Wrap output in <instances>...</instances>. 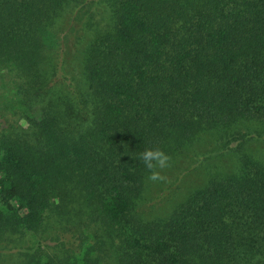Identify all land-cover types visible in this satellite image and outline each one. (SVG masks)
Listing matches in <instances>:
<instances>
[{"label": "trees", "instance_id": "1", "mask_svg": "<svg viewBox=\"0 0 264 264\" xmlns=\"http://www.w3.org/2000/svg\"><path fill=\"white\" fill-rule=\"evenodd\" d=\"M0 264H264V0H0Z\"/></svg>", "mask_w": 264, "mask_h": 264}, {"label": "clouds", "instance_id": "2", "mask_svg": "<svg viewBox=\"0 0 264 264\" xmlns=\"http://www.w3.org/2000/svg\"><path fill=\"white\" fill-rule=\"evenodd\" d=\"M141 158L149 170H154L157 167L159 168L166 167L169 159V157L164 152L158 149L146 150L144 153H142ZM161 178L162 177H160L158 172L152 171L150 179L157 180Z\"/></svg>", "mask_w": 264, "mask_h": 264}]
</instances>
